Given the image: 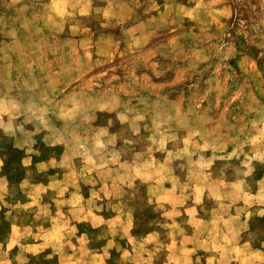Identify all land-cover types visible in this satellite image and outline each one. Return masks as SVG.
Listing matches in <instances>:
<instances>
[{"label": "rangeland", "instance_id": "1", "mask_svg": "<svg viewBox=\"0 0 264 264\" xmlns=\"http://www.w3.org/2000/svg\"><path fill=\"white\" fill-rule=\"evenodd\" d=\"M0 175L20 264H264V0H0Z\"/></svg>", "mask_w": 264, "mask_h": 264}, {"label": "crops", "instance_id": "2", "mask_svg": "<svg viewBox=\"0 0 264 264\" xmlns=\"http://www.w3.org/2000/svg\"><path fill=\"white\" fill-rule=\"evenodd\" d=\"M15 184H12L10 180L6 176L0 175V217H3L4 220H11L10 223V232L13 233L15 231V228L18 229V232L20 233V237L16 239L10 238L6 242V244H0L2 247L5 246L6 250L10 251V245L11 243H18L20 242L19 246L22 248V252H19V256L15 258L13 261L10 262L14 264H20V259L25 258V253L28 254V252H32V250L36 249L38 246H40L39 241H23L25 229L27 227V224L20 223V219H14L12 217H19L20 216V198H14L11 195L12 190H14ZM2 218V219H3ZM22 241V242H21Z\"/></svg>", "mask_w": 264, "mask_h": 264}]
</instances>
